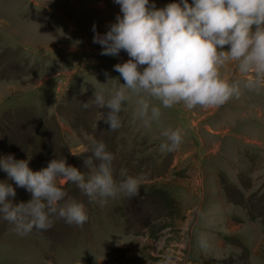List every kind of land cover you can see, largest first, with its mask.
I'll use <instances>...</instances> for the list:
<instances>
[{
  "label": "rangeland",
  "instance_id": "rangeland-1",
  "mask_svg": "<svg viewBox=\"0 0 264 264\" xmlns=\"http://www.w3.org/2000/svg\"><path fill=\"white\" fill-rule=\"evenodd\" d=\"M170 3L180 0H149L158 9ZM118 15L114 0H0V158L27 160L33 171L65 158L87 178L84 161L93 142L103 141L117 183L142 177L137 195L120 193L102 206L58 180L66 199L84 204L87 222L53 216L48 230L19 235L0 218V264H160L164 257L173 264H264V86L242 89L217 109L161 108L151 127L133 122L131 96L121 127L111 131L103 120L109 109L82 103L96 89L107 97L125 83L114 66L128 54L101 55L93 42ZM222 73L230 82L243 79L233 63ZM177 127L184 129L181 145L161 152L162 133ZM0 182L15 189L13 204L32 199L2 168Z\"/></svg>",
  "mask_w": 264,
  "mask_h": 264
},
{
  "label": "clouds",
  "instance_id": "clouds-1",
  "mask_svg": "<svg viewBox=\"0 0 264 264\" xmlns=\"http://www.w3.org/2000/svg\"><path fill=\"white\" fill-rule=\"evenodd\" d=\"M114 2L123 15L116 17L117 22L104 35L94 25L93 42L101 45V55L118 56L122 50L128 54L127 62L114 66L125 83H119L107 97L96 89L93 98L82 103L85 109L92 105L109 109L103 120L111 131L121 127V113L131 96L135 97L133 122L151 127L160 120L161 108L182 104L188 110L197 106L217 109L239 99L242 89L258 91L264 86V0H193L191 4L180 0L159 9L149 5V0ZM225 46L230 50L225 51ZM229 63L235 65L242 80L230 82L222 73ZM141 66L146 67L141 71ZM106 77L108 83L114 81L107 73ZM162 135L166 142L160 144V151L174 152L183 141L184 129L168 128ZM113 160L103 141L93 142L91 155L84 161L87 178L65 158L51 160L40 171L12 155L0 158V168L10 180L32 196L27 203L13 204L8 197H16L15 189L0 182V218L19 235L30 234L34 228L48 230L53 216L70 225H83L88 220L84 204L66 199L67 193L57 181L75 184L90 199L99 198L101 206L120 193L137 195L142 177L126 176L121 170L126 179L117 183ZM201 246H206L204 237ZM160 264L173 262L164 257Z\"/></svg>",
  "mask_w": 264,
  "mask_h": 264
}]
</instances>
